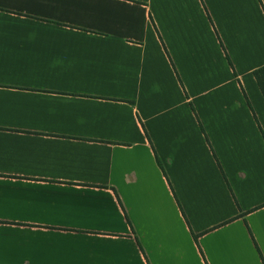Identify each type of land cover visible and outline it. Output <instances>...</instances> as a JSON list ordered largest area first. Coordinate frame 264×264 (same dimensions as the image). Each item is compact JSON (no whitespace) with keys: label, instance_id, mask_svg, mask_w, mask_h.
Instances as JSON below:
<instances>
[{"label":"crops","instance_id":"obj_1","mask_svg":"<svg viewBox=\"0 0 264 264\" xmlns=\"http://www.w3.org/2000/svg\"><path fill=\"white\" fill-rule=\"evenodd\" d=\"M263 65L264 0H0V264H264Z\"/></svg>","mask_w":264,"mask_h":264},{"label":"trees","instance_id":"obj_2","mask_svg":"<svg viewBox=\"0 0 264 264\" xmlns=\"http://www.w3.org/2000/svg\"><path fill=\"white\" fill-rule=\"evenodd\" d=\"M252 75H253V78H254V80L256 82V85H257L261 95L264 97V65L259 67V68H257V69H255L252 72ZM155 161H156V164L159 167V169L164 173V169H163L162 163L159 160V158L156 157ZM243 215H240V216H243ZM193 239H194L195 242H197V235H193ZM257 251H258V254L260 255L259 250H257ZM261 260H262V258H261Z\"/></svg>","mask_w":264,"mask_h":264}]
</instances>
